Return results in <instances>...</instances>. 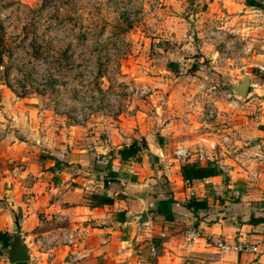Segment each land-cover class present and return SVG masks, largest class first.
<instances>
[{
	"label": "crops",
	"instance_id": "1",
	"mask_svg": "<svg viewBox=\"0 0 264 264\" xmlns=\"http://www.w3.org/2000/svg\"><path fill=\"white\" fill-rule=\"evenodd\" d=\"M176 2L191 9L187 23L197 31L213 20L221 28L239 32L250 14L263 16L264 12L261 0ZM198 35L200 56L213 58L217 54L213 41ZM249 81L248 76L244 108L264 104V84ZM32 102L21 98L10 104L3 99L0 108V233L9 241L16 229L31 257L15 264H59L67 259L70 249L58 243L42 250L33 245L66 227L79 230L78 249L88 251L76 264H264V116L248 120L241 111L230 115V109L217 102L216 119L225 125L205 128L198 118V103L192 102L187 109L191 126L182 129L180 124L164 121L157 129V141L153 138L157 130L149 119L136 116L127 141L96 145L93 151L65 152V146L48 137V131L41 136L47 120L41 119ZM231 131L246 144L220 146V137ZM133 141L140 146L139 152L121 160L117 151ZM167 141L191 151L204 149L211 157L200 165L209 164L222 174L183 181L181 163L172 160L176 162L173 173L166 164L160 166ZM140 190L144 201L129 195ZM91 195L112 202L94 206ZM190 199L202 201L204 207L187 208ZM165 200L170 204L157 214L156 207ZM142 211L146 222L138 225ZM187 229L201 237L186 241ZM217 238L226 244L245 242L255 246L256 252H221L213 244ZM6 247L0 242V264H8Z\"/></svg>",
	"mask_w": 264,
	"mask_h": 264
},
{
	"label": "rangeland",
	"instance_id": "2",
	"mask_svg": "<svg viewBox=\"0 0 264 264\" xmlns=\"http://www.w3.org/2000/svg\"><path fill=\"white\" fill-rule=\"evenodd\" d=\"M187 8L176 0H0V108L3 99L33 100L47 120L41 136L48 131L65 152L127 141L136 116L153 130L164 121L189 127L192 102L205 128L225 125L205 120L204 107L213 91L245 75L264 84L256 68L264 59V12L250 14L239 32L213 20L197 31ZM198 34L213 41V58L200 56ZM144 85L146 95L128 90ZM238 111L248 120L263 117L264 104L230 115ZM173 144L160 164L172 173Z\"/></svg>",
	"mask_w": 264,
	"mask_h": 264
},
{
	"label": "built area",
	"instance_id": "3",
	"mask_svg": "<svg viewBox=\"0 0 264 264\" xmlns=\"http://www.w3.org/2000/svg\"><path fill=\"white\" fill-rule=\"evenodd\" d=\"M261 4L264 6V0H261ZM257 72L264 76V59L261 65L257 66ZM245 70V67L243 68ZM128 90L138 96L146 95L150 92L149 87L146 85L142 86L141 89L135 90L132 87H129ZM216 94H220L222 97L223 102L226 106L230 109H239L242 106L243 99L236 97L233 93L227 89L226 85L224 88L220 89L219 91H213L212 97L205 107H204V114L203 117L207 121L214 120L217 117V108L216 103ZM184 122H187V117L183 118ZM246 140L238 135L237 133L231 131L226 132L220 137V146L223 148H232L238 145H245ZM172 155L175 161L181 164L185 163H197L202 164L206 162L211 156L210 153L205 151L204 149H198L197 151H191L184 147H175L172 151ZM238 193L234 192V196H237ZM192 192H189V197H192ZM80 232L77 228L66 227L56 231L53 235L48 238H41L38 240L33 241V245L37 247V249H44L47 245L51 247L54 243H58L63 247H66L69 250L68 258L61 261L59 264H76L87 257V250L78 249L80 244ZM184 238L188 242H193L198 240L201 236L200 233L194 229H187L184 232ZM214 246L221 252L226 251H233L237 253H245V252H256L255 246L248 245L245 242L237 241L234 244H226L220 238H217L213 241ZM153 251V249H151Z\"/></svg>",
	"mask_w": 264,
	"mask_h": 264
},
{
	"label": "trees",
	"instance_id": "4",
	"mask_svg": "<svg viewBox=\"0 0 264 264\" xmlns=\"http://www.w3.org/2000/svg\"><path fill=\"white\" fill-rule=\"evenodd\" d=\"M0 43H1V39H0ZM0 63H1V54H0ZM139 150H140V146H138V144L135 141H133L127 147H122L121 149H119L117 151V155L121 160H124L127 158L134 157L139 152ZM179 174L183 181L189 182L192 180H199L205 177H209L214 174L221 175L222 171L211 167L209 164L200 165L197 163H185L180 166ZM90 199L94 206L109 205L112 202L111 199L98 195H91ZM169 204H170L169 200L160 202L156 207L155 212L157 214L162 213V211L164 212V209L167 208ZM186 207L194 210L198 208H203L204 203L196 199H190ZM165 217L170 218L169 214H167ZM7 241H8V236L6 234L0 233V242L3 248L7 246Z\"/></svg>",
	"mask_w": 264,
	"mask_h": 264
},
{
	"label": "water",
	"instance_id": "5",
	"mask_svg": "<svg viewBox=\"0 0 264 264\" xmlns=\"http://www.w3.org/2000/svg\"><path fill=\"white\" fill-rule=\"evenodd\" d=\"M248 83V75H245L241 78L239 83L226 85L227 89H229L234 96L243 99L245 97V92ZM133 197L144 201V191L140 190L138 192H134L132 194ZM146 222V217L144 211L138 214V225H141ZM11 239L7 243V247L5 250L4 259L8 264L15 263H24L31 259L30 254L28 253V249L25 243L24 238L21 234L15 229L11 233Z\"/></svg>",
	"mask_w": 264,
	"mask_h": 264
}]
</instances>
